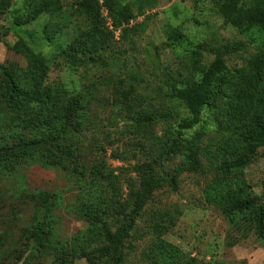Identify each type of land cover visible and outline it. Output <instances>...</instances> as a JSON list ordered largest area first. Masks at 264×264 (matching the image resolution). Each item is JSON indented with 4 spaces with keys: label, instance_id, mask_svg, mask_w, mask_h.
<instances>
[{
    "label": "rangeland",
    "instance_id": "1",
    "mask_svg": "<svg viewBox=\"0 0 264 264\" xmlns=\"http://www.w3.org/2000/svg\"><path fill=\"white\" fill-rule=\"evenodd\" d=\"M26 1L9 0V9L0 15V63L25 69L26 58L13 47L26 43L46 62L45 84L80 97L84 123L73 126L62 144L72 146L75 154L76 163L69 170L36 164L20 171L21 178L0 179V261L52 263L50 256L33 259L25 240H20L21 229L34 216L31 193L46 191L59 197L54 227L60 237H72L86 228L73 207L89 183L114 184L125 195L131 178L137 184L141 181L136 167L152 165L163 176L175 175L177 183L155 191L142 210L126 243V264H159L154 249L157 236L180 253L177 264H264V149L242 142L246 123L234 113L227 114L224 103L228 105L230 99H215V108L206 106L200 123L184 131V150L193 151L202 165L200 171L184 169L181 154L167 153L178 123L188 117L171 97L172 86L197 80L217 52L230 72L246 73L261 43H253L251 35L241 34L222 17L213 0H114L135 13L125 26L126 34L109 25L102 6L106 26L114 31L110 48L95 55V63L73 66L62 50L87 29L88 22L76 12L79 0H61L59 15L41 12L36 20L20 24L28 10ZM33 110L31 106L6 116L7 125L25 141L36 138L38 147H51L43 137L22 131ZM76 165L84 177L73 169ZM219 183L229 185L239 197L256 200L263 216L262 233L257 232L253 213L234 221L225 218L212 196ZM214 186L216 190H211ZM76 264L87 262L81 259Z\"/></svg>",
    "mask_w": 264,
    "mask_h": 264
},
{
    "label": "trees",
    "instance_id": "2",
    "mask_svg": "<svg viewBox=\"0 0 264 264\" xmlns=\"http://www.w3.org/2000/svg\"><path fill=\"white\" fill-rule=\"evenodd\" d=\"M213 3L222 17L232 22L241 34L251 35L253 43L260 42L261 48L250 61L246 73L236 76L230 72L224 57L217 52L197 80L185 86H172L171 97L182 104L188 117L178 123V134L170 139L167 153L174 156L181 154L182 167L190 172L200 171L202 165L190 148L184 150L182 136L184 131L200 123L206 106L215 108V99L220 97L230 99L228 105L224 103L227 114L234 113L246 123L245 131L240 134L242 142L248 141L264 149V0H213ZM40 4L39 10L31 8ZM26 5L28 10L20 18V24L36 20L41 12L56 16L62 11L61 0H27ZM102 6L106 7L114 30L120 29L122 35L126 34L125 26L135 18L132 10L114 0H103L102 4L100 0H79L76 12L88 22L87 29L82 30L62 50V55L73 66L95 63L98 60L93 57L110 48L114 31L106 26L101 14ZM9 7V0H0V15ZM142 9L138 8L137 14L142 13ZM57 31L58 28L53 30L54 33ZM198 47L204 48V45L199 44ZM13 49L26 58L27 67L21 69L17 65L0 63V179L21 178L20 171L36 164L67 171L70 165L76 163V158L73 147L62 144L73 126L84 123L82 101L65 89L51 88L45 84L48 71L46 62L26 43L19 42ZM209 49L215 52V49ZM31 106L34 110L22 126V131L43 137L51 143V147H38L36 138L27 142L21 133L7 125L6 116ZM78 168L76 165L73 169L84 177V172ZM136 170L141 175V181L137 184L131 178L130 188L125 195L117 191L114 184L102 186L92 182L88 186L83 179L88 187L84 188V196L82 194L73 209L76 218L86 223V228L72 237H60L54 227V213L60 204L58 196L46 191L28 195L34 206V216L29 225L21 229L20 240H25L24 245L32 258L37 255L50 256L51 264H76L81 259L87 264H126V243L132 237L131 232L142 210L155 191L167 184L176 186L177 183L175 175L163 176L152 165H138ZM217 187L216 195L212 194L213 200L225 218L234 221L237 217L253 213L257 232L262 233L263 216L256 207V200L239 197L224 183H219ZM211 190H216L215 186ZM223 194H227L224 200L220 198ZM154 238L157 262L179 263L180 253L160 236ZM16 262L18 260L5 262L4 259L0 264Z\"/></svg>",
    "mask_w": 264,
    "mask_h": 264
},
{
    "label": "built area",
    "instance_id": "3",
    "mask_svg": "<svg viewBox=\"0 0 264 264\" xmlns=\"http://www.w3.org/2000/svg\"><path fill=\"white\" fill-rule=\"evenodd\" d=\"M109 25H111V23L109 22Z\"/></svg>",
    "mask_w": 264,
    "mask_h": 264
}]
</instances>
